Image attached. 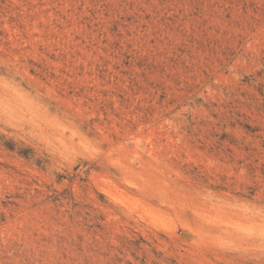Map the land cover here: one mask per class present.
<instances>
[{
  "label": "rangeland",
  "instance_id": "rangeland-1",
  "mask_svg": "<svg viewBox=\"0 0 264 264\" xmlns=\"http://www.w3.org/2000/svg\"><path fill=\"white\" fill-rule=\"evenodd\" d=\"M263 228L264 0H0V264H264Z\"/></svg>",
  "mask_w": 264,
  "mask_h": 264
},
{
  "label": "bare ground",
  "instance_id": "bare-ground-1",
  "mask_svg": "<svg viewBox=\"0 0 264 264\" xmlns=\"http://www.w3.org/2000/svg\"><path fill=\"white\" fill-rule=\"evenodd\" d=\"M132 184H133V183H132ZM146 184H147V183H146ZM147 185H148V184H147ZM147 187H148V186H147ZM157 188H158V187H157ZM168 188H169V187H168ZM158 189H159V190H161V189H160V187H159ZM112 191H113V190H112ZM117 193H118V192H117ZM150 193H152V192H150ZM150 193H149V195H150ZM114 194H115V193H114ZM118 194H119V193H118ZM120 195H122V194H120ZM126 196H127V195H126ZM126 196H125V197H123V198H124V199L128 198V197H126ZM127 201H129V202H130V199H129V200H127ZM132 203H134V202H132ZM163 203H164V202H163ZM124 204H125V203H124ZM130 204H131V203H130ZM166 204H167V203H166ZM136 205H139V204H137V203L135 202V206H136ZM132 206H133V205H132ZM132 206H131V207H132ZM135 206H134V207H135ZM142 206H144V205H142V204H141V207H142ZM147 206H149V205H147ZM137 207H139V208H140V205H139V206H137ZM145 207H146V206H145ZM145 207H144L143 209H145ZM139 208H137V209H139ZM146 208H147V207H146ZM152 208H153V206H152ZM140 209H142V208H140ZM143 209H142V210H143ZM146 210H147V209H146ZM146 210H143V211H146ZM150 210H151V209H150ZM156 210H158V209H156ZM156 210H154L153 212H155ZM150 212H151V211H150ZM158 212H161V211H160V210H158ZM215 212H216V211H215ZM146 213H147V212H146ZM146 213H145V214H146ZM148 213H149V212H148ZM151 214H153V213L151 212ZM151 214L149 213L148 215H151ZM156 214H157V212H156ZM159 214L161 215V213H159ZM139 215H141V214H139ZM162 215H163V213H162ZM208 215H209V214H208ZM165 216H166V215H165ZM153 217H155V216H154V214H153ZM158 217H159V215L157 216V218H158ZM161 217H162V216H161ZM163 217H164V216H163ZM155 218H156V217H155ZM155 218H154V219H155ZM215 219H216V218H215ZM228 224H229V223H228ZM251 224H254V223H253V222H251ZM245 226H246V225H245ZM247 228H248V227H247ZM253 228H254V227H253ZM263 229H264V228H263ZM188 230H189V229H188ZM254 232H256V231L254 230ZM254 232H253V233H254ZM260 232L262 233V231H260ZM184 235H185V234H184ZM185 237H189V235H188V234H186V236H185ZM254 238H255V237H254ZM185 241H186V240H185ZM258 244H260V243H258ZM251 245H252V244H251ZM263 246H264V245H263ZM260 248H261V247H260Z\"/></svg>",
  "mask_w": 264,
  "mask_h": 264
}]
</instances>
